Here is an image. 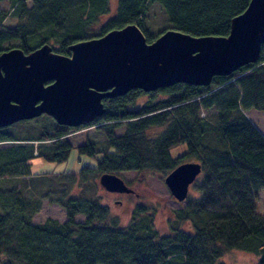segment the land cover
Segmentation results:
<instances>
[{
  "label": "trees",
  "instance_id": "trees-1",
  "mask_svg": "<svg viewBox=\"0 0 264 264\" xmlns=\"http://www.w3.org/2000/svg\"><path fill=\"white\" fill-rule=\"evenodd\" d=\"M248 2L118 0L113 15L92 37L135 24L151 42L143 17L153 3L165 12L169 29L197 37L226 36L231 18ZM2 4L8 7H0V53L19 48L27 54L55 42L52 51L68 56V46L85 40L98 18L109 15V0H0ZM8 18L15 24L5 25ZM156 93L164 96L156 98ZM142 95L147 100L136 106L135 98ZM102 103L100 118L76 127H92L104 137L102 148L91 142L76 146L94 159L93 167L46 176L54 191L44 197L15 185L0 188V264H215L231 249L256 255V264H264V216L254 200L264 190V137L244 114L264 111V43L258 62L215 76L208 86L177 83L148 93L134 89ZM210 108L215 110L212 120L200 117L201 110ZM153 127L162 130L151 138L146 131ZM5 129L0 128V143L44 145L0 149L1 182L31 177L28 160L33 157L62 163L73 147L66 140L71 127L55 124L52 131L42 129L37 138L26 139H14ZM179 144L185 151L172 157L170 149ZM187 158L201 166L189 187L196 195H187L185 206L172 212L167 234L157 231L153 214L143 206L121 226L99 201L94 180L103 173L150 171L165 177ZM43 198L64 211L63 222L47 218L32 223ZM76 215L84 220L76 221Z\"/></svg>",
  "mask_w": 264,
  "mask_h": 264
},
{
  "label": "water",
  "instance_id": "water-1",
  "mask_svg": "<svg viewBox=\"0 0 264 264\" xmlns=\"http://www.w3.org/2000/svg\"><path fill=\"white\" fill-rule=\"evenodd\" d=\"M264 43V0H249L231 18L226 36H191L174 29L147 43L135 24L68 46L69 55L42 44L25 54L19 48L0 53V128L41 115L76 128L100 118L102 101L138 89L145 93L184 83L208 86L258 62ZM201 172L185 162L163 179L170 195L183 202ZM98 184L110 193H131L115 174L103 173Z\"/></svg>",
  "mask_w": 264,
  "mask_h": 264
},
{
  "label": "rangeland",
  "instance_id": "rangeland-1",
  "mask_svg": "<svg viewBox=\"0 0 264 264\" xmlns=\"http://www.w3.org/2000/svg\"><path fill=\"white\" fill-rule=\"evenodd\" d=\"M117 1L118 0H109V15L99 17L98 22L92 25L89 28V31L84 34V39L93 38L92 36L97 33L98 29L113 15L116 10ZM0 7L7 8L8 6L2 4ZM3 23L7 26L15 24L14 20H10L9 18L5 19ZM143 23L146 26L147 33L154 39L161 32L172 28L165 12L157 3L151 4L145 10ZM50 45L55 46V42L50 43ZM163 96L162 93H156L155 97L162 98ZM146 100L147 97L142 95L135 98L134 104L137 106L143 104ZM214 113L215 110L213 108H210L207 111L201 110L200 117L207 115L209 119L212 120ZM244 114L264 137V111L250 109L245 111ZM55 124V121L51 117L43 114L32 120H24L12 124L6 127L5 131L11 134L14 139L37 138L42 129L52 131ZM161 130L162 128L160 127H153L146 131V135L153 138L158 135ZM122 131L123 128L117 129L116 134H121ZM66 140L73 146L66 161L62 163H54L47 162L39 157H33L28 160L29 170L32 176L37 177L24 176L10 180L8 183L0 181V188H6L8 185H15L17 189L22 190L24 193L31 192L37 198L52 194L54 190L52 188L53 184L51 185V177L46 178V176L77 173L83 166H94V159L88 155L80 154L76 146L85 142L94 143L98 148L104 146V137L92 127L79 130L72 128L69 131ZM16 145H21L22 147L33 145L36 147L44 144L43 142L38 141H14L0 143V149ZM184 151L185 145L179 144L178 146L171 148L169 153L172 157H175ZM190 159L191 158H187L186 161L190 162ZM116 175L124 181L127 187L132 189L131 194L107 192L98 184V177H96L94 181L97 185L96 194L99 197V201L109 207L111 215L117 220L118 224L125 226L128 223L132 212L138 205H140L146 208L149 213L153 214L154 226L160 234L169 233L168 220L172 217V212L183 208L186 203H180L174 200L163 182L164 177L158 173L150 171H126L119 172ZM188 195L195 197L196 194L193 190L189 189ZM254 200L257 213L264 216V190H259L254 194ZM115 201L119 202L115 203ZM60 209L61 208L54 204H49L47 200L43 198L41 200L40 209L33 216L32 221L36 224H42L47 218H51L58 222H63L66 217L64 211L62 210V212ZM74 219L81 222L84 220V216L76 215ZM181 227L187 230L185 225H182ZM257 260L258 257L256 255L237 249H231L225 251L224 254L215 261V264H256Z\"/></svg>",
  "mask_w": 264,
  "mask_h": 264
},
{
  "label": "crops",
  "instance_id": "crops-1",
  "mask_svg": "<svg viewBox=\"0 0 264 264\" xmlns=\"http://www.w3.org/2000/svg\"><path fill=\"white\" fill-rule=\"evenodd\" d=\"M34 149H35V147H34ZM36 154V151L34 150V152H33V155H35ZM31 177H34V176H32V175H30ZM52 205V204H51ZM60 211H62V209H60ZM63 212V211H62ZM33 222V221H32ZM60 222V221H59ZM34 223V222H33ZM34 224H36V223H34Z\"/></svg>",
  "mask_w": 264,
  "mask_h": 264
},
{
  "label": "flooded vegetation",
  "instance_id": "flooded-vegetation-1",
  "mask_svg": "<svg viewBox=\"0 0 264 264\" xmlns=\"http://www.w3.org/2000/svg\"><path fill=\"white\" fill-rule=\"evenodd\" d=\"M125 194V193H124ZM127 194V193H126ZM128 194H131V193H128ZM117 202H119V201H115V203H117Z\"/></svg>",
  "mask_w": 264,
  "mask_h": 264
}]
</instances>
